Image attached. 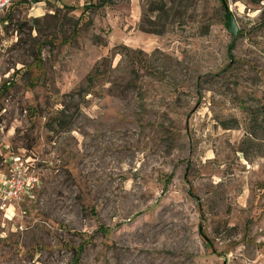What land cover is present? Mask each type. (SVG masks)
<instances>
[{"label": "rangeland", "instance_id": "rangeland-1", "mask_svg": "<svg viewBox=\"0 0 264 264\" xmlns=\"http://www.w3.org/2000/svg\"><path fill=\"white\" fill-rule=\"evenodd\" d=\"M100 1L0 15V264H264V0Z\"/></svg>", "mask_w": 264, "mask_h": 264}, {"label": "built area", "instance_id": "built-area-1", "mask_svg": "<svg viewBox=\"0 0 264 264\" xmlns=\"http://www.w3.org/2000/svg\"><path fill=\"white\" fill-rule=\"evenodd\" d=\"M12 1L0 0V15L12 6ZM39 181V176L35 171L18 160H14L11 166L0 167L1 205L18 202L25 197H33V189Z\"/></svg>", "mask_w": 264, "mask_h": 264}, {"label": "trees", "instance_id": "trees-1", "mask_svg": "<svg viewBox=\"0 0 264 264\" xmlns=\"http://www.w3.org/2000/svg\"><path fill=\"white\" fill-rule=\"evenodd\" d=\"M107 1H108V0H101L99 3H97V4H93V6H94V7H103V6L106 4ZM158 1L161 3V5H160L159 7L151 6L150 9L155 8V9H157V10H160L161 12L165 11V10H166V4H165V2H164L163 0H158ZM155 2H156V0H155L153 3H155ZM220 2H221V4H222V6H225V2H226V0H220ZM60 3L63 5V7H65V8L68 9V10H74V9H75L74 6H72V5H70V4H67V3H65V2H60ZM144 29H145V28H144ZM145 30L148 31V32H150V33H155V34L160 33L159 31H155V30H147V29H145ZM115 54H119V53L116 52ZM108 66H109V68H110L111 63L109 62L108 58H104L103 61H102L99 65H96V67L93 68V70H92V71L90 72V74L87 76V79H86V80H87L88 82L92 83L93 80H94L97 76H99V74H103V73H104V70H101V71H100L99 67H103V68L105 67L104 69H107ZM93 71H95V73H93ZM102 71H103V72H102Z\"/></svg>", "mask_w": 264, "mask_h": 264}, {"label": "water", "instance_id": "water-1", "mask_svg": "<svg viewBox=\"0 0 264 264\" xmlns=\"http://www.w3.org/2000/svg\"><path fill=\"white\" fill-rule=\"evenodd\" d=\"M224 20H225V28L226 30L233 35V37H236L237 34V24L235 21V18L231 11H227L224 14Z\"/></svg>", "mask_w": 264, "mask_h": 264}]
</instances>
